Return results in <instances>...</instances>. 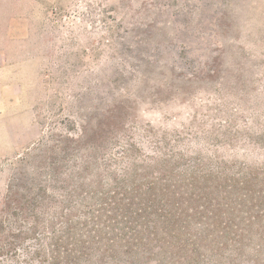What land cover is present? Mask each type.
<instances>
[{"label": "rangeland", "instance_id": "1", "mask_svg": "<svg viewBox=\"0 0 264 264\" xmlns=\"http://www.w3.org/2000/svg\"><path fill=\"white\" fill-rule=\"evenodd\" d=\"M124 156L139 173L128 190L159 175L149 157L177 171L209 156L213 173L190 202L175 188L178 224H205L187 230L194 244L158 253L152 241L125 264H264V0H0V244L22 237L0 264H46L21 255L47 249L46 220L59 228L52 190L82 160L87 176ZM38 187L47 197L24 204Z\"/></svg>", "mask_w": 264, "mask_h": 264}, {"label": "trees", "instance_id": "2", "mask_svg": "<svg viewBox=\"0 0 264 264\" xmlns=\"http://www.w3.org/2000/svg\"><path fill=\"white\" fill-rule=\"evenodd\" d=\"M192 143L184 145L188 150L194 151L191 147ZM194 144L199 145L196 142ZM127 153L128 149L125 150V154ZM165 155L172 158L174 163L177 164L176 159L178 156H174V154ZM168 157L156 159L149 157L145 166L148 168L156 167L158 163L160 166L159 175L146 178L139 184L133 182L134 186L129 187L131 188L130 190L123 185L129 180V177L136 176L139 173L135 163L129 166L130 162L126 160L127 157L114 164H109L107 160H102V164L95 162L94 173L87 174V176L79 172L82 166L85 165L84 160L80 164L73 166L77 168L68 173L69 182L65 180L67 186L61 187V192L52 190L54 195L64 198L58 203L52 201L54 205L50 208V212L54 213L50 214V216L54 215L55 219L58 217L61 220L59 228L56 229L55 227L57 221L46 220L48 221L49 230L45 234H51V236H45L48 239V242L44 244L47 249L38 247L30 254L26 251L24 256L21 255L23 259L21 263L26 262L24 257H27L29 259H39L36 261L39 263L46 262V264H80L82 259L86 260V262L91 259L96 260L93 264H107V262H109L108 264H125L129 263L130 260L132 261V255L138 257L139 255L143 256L145 252H152L149 249L150 247L146 248V243L152 241L155 243L153 248L158 253L168 243H171L170 248L180 250L193 245L192 239L197 237V235L192 236L187 230H197V232L201 233L205 224L194 221L188 222L187 219L191 216L190 214L182 224H178L177 218L181 217L183 206L186 202L180 204L174 201L175 196H177L175 188H178L181 184L185 185V194L190 196L186 200L187 202L191 201V197L194 198L201 195L194 192L198 191L196 190L197 186L208 188L205 183H207L209 176L213 173L210 168L203 169L201 166L205 164L204 161H210V158L205 156L203 158L204 161L199 158L194 166L175 171L171 167L172 164L165 161ZM159 160L163 161L159 162ZM115 165L119 166L114 169ZM87 167L85 165L84 168L86 169ZM117 169L122 171V173L116 175ZM195 169L200 171L199 174ZM216 176L220 178L226 177L225 174H217ZM200 179L204 180V182L200 181ZM216 181L219 180L216 179ZM202 183L203 185L199 186ZM84 186H89L90 189L88 191L91 192H89L88 196L95 201L93 204H89L88 197L84 196L88 194V191L84 190ZM95 189L98 190L94 191ZM157 190L160 195H170L171 198L158 199ZM46 194H48V189L46 192V189L38 187V191L31 195L29 200H24V204L28 202L34 208L38 204L37 196L44 198V196L47 197ZM76 195L78 201L73 200ZM49 196L53 200L54 197L52 195ZM65 201L70 202V205L74 203L76 205L69 207L68 203H64ZM24 204L19 206L20 210ZM67 209L69 211L64 215L62 212ZM50 212L45 210L43 214L48 215ZM56 212H60L58 216L55 214ZM78 212L82 216L77 214ZM195 213L199 212L195 210ZM152 217L155 218L152 219ZM35 219L36 222L40 220L38 217H35ZM148 222L151 224V229L148 227ZM156 224L160 226H156ZM29 229L32 231L34 227ZM183 229L186 231H184L185 236H180V231ZM145 231L149 232V236H144ZM158 232H163L170 236H159ZM177 232L180 233L177 234ZM173 233L178 236H171ZM10 237L13 240L4 241L0 244V247L7 249V251H16V248H14L16 242L22 237ZM170 239L176 240L172 242ZM188 251L192 255L197 252V249L191 248ZM121 254L131 256L130 260L121 259ZM191 255H187V258L191 257ZM160 258H163V260H158V264H171L174 261L171 256L167 257L166 254Z\"/></svg>", "mask_w": 264, "mask_h": 264}]
</instances>
